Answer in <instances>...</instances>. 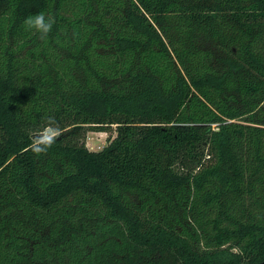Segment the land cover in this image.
Returning <instances> with one entry per match:
<instances>
[{
	"label": "trees",
	"instance_id": "trees-1",
	"mask_svg": "<svg viewBox=\"0 0 264 264\" xmlns=\"http://www.w3.org/2000/svg\"><path fill=\"white\" fill-rule=\"evenodd\" d=\"M261 262L264 0H0V264Z\"/></svg>",
	"mask_w": 264,
	"mask_h": 264
},
{
	"label": "clouds",
	"instance_id": "clouds-1",
	"mask_svg": "<svg viewBox=\"0 0 264 264\" xmlns=\"http://www.w3.org/2000/svg\"><path fill=\"white\" fill-rule=\"evenodd\" d=\"M24 24L29 28H35L41 34V38L43 39L46 38L52 30L54 20L46 19L43 13H38L34 17H27L24 20ZM54 125V119L48 117L41 136L35 138L32 145H30L31 151L37 155L47 152L48 148L54 144L56 137L59 135V129L54 127Z\"/></svg>",
	"mask_w": 264,
	"mask_h": 264
},
{
	"label": "rangeland",
	"instance_id": "rangeland-1",
	"mask_svg": "<svg viewBox=\"0 0 264 264\" xmlns=\"http://www.w3.org/2000/svg\"><path fill=\"white\" fill-rule=\"evenodd\" d=\"M111 135L114 133L89 130L85 137L86 147L92 151H99L107 145Z\"/></svg>",
	"mask_w": 264,
	"mask_h": 264
},
{
	"label": "water",
	"instance_id": "water-1",
	"mask_svg": "<svg viewBox=\"0 0 264 264\" xmlns=\"http://www.w3.org/2000/svg\"><path fill=\"white\" fill-rule=\"evenodd\" d=\"M41 134H42V133H39V134L35 135V137H34V138H38V137H40V136H41ZM258 264H264V262H261V263H258Z\"/></svg>",
	"mask_w": 264,
	"mask_h": 264
}]
</instances>
